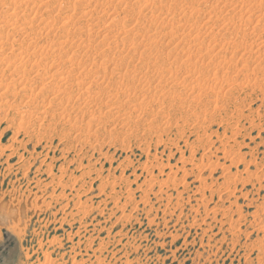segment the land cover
Listing matches in <instances>:
<instances>
[{
    "label": "rangeland",
    "instance_id": "obj_1",
    "mask_svg": "<svg viewBox=\"0 0 264 264\" xmlns=\"http://www.w3.org/2000/svg\"><path fill=\"white\" fill-rule=\"evenodd\" d=\"M263 4L0 0V264H264Z\"/></svg>",
    "mask_w": 264,
    "mask_h": 264
},
{
    "label": "bare ground",
    "instance_id": "obj_2",
    "mask_svg": "<svg viewBox=\"0 0 264 264\" xmlns=\"http://www.w3.org/2000/svg\"><path fill=\"white\" fill-rule=\"evenodd\" d=\"M128 2H129V1H128ZM150 2H151V1H150ZM240 2H241V1H240ZM119 3H120V2H119ZM151 3H152V4H151V6H152L151 8H149L147 5H146V6H147L149 9L154 10V9H155V5L153 4V2H151ZM196 3H197V2H196ZM113 4H114V3H113ZM125 4H126V3H125ZM138 4L140 5V3H138ZM189 5H191V4L189 3ZM251 5H252V4H251ZM260 5H261V4H260ZM263 5H264V4H263ZM142 6H145V5L143 4ZM134 7H135V6H134ZM140 7H141V6H140ZM140 7L138 6V8H140ZM147 7H146V8H147ZM126 8H127V6H126ZM131 8H133V7H131ZM136 8H137V6H136ZM136 8H135V9H136ZM142 8H143V7H142ZM142 8H141V9H142ZM145 10H146V9H143L142 11H145ZM138 11H139V10H138ZM220 11H221V10H220ZM135 12H137V11H135ZM151 12H153V11H151ZM130 13H131V12H130ZM137 13H138V12H137ZM137 13H136V14H137ZM139 13L141 14V12H139ZM139 13H138V17H140V18H142V17H146V16L143 14V12H142L143 16L140 15ZM144 13H145V12H144ZM146 15H147V14H146ZM152 15H153V17H156V16H154V15H155L154 12H153ZM106 16H107V15H106ZM157 16H158V15H157ZM124 17H125V16H124ZM150 17H152V16H150ZM112 19H113V18H112ZM144 19H146V18H144ZM144 19H143V20H144ZM150 19H151V18H150ZM153 19H154V18H153ZM158 19H159V20H157V21H159V22H163V21L161 20V18H158ZM160 20H161V21H160ZM139 21H140V20H139ZM150 21H151V20H150ZM150 21H149V22H150ZM137 22H138V21H137ZM144 22H145V21H144ZM146 22H147V21H146ZM131 23H132V22H131ZM138 23H139V22H138ZM141 23H143V22H141ZM141 23H140V24H141ZM136 24H137V23H135V27H136V28H139L140 26L137 27ZM144 24H146V23H144ZM115 25H116V24H115ZM119 25H120V24H119ZM111 26H112V25H111ZM127 26H128V25H127ZM156 27H157V26H156ZM120 28H121V27L119 26V29H120ZM136 28H135V29H136ZM140 28H141V27H140ZM143 28H144V27H143ZM254 29H255V28H254ZM142 30H143V29H141L140 32H142ZM170 30H171V29H170ZM251 30L253 31L252 28H251ZM106 31H107V30H106ZM149 31H151V30H148V32H149ZM153 31H154V30H153ZM243 31H244V30H243ZM143 32H147V31L144 30ZM143 32H142V33H143ZM123 33H124V32H123ZM125 33H126V34L120 39V41H122V42L125 41L126 38L129 36V34L132 33V32H131V30H128V31L126 30ZM142 33H141V34H142ZM169 33H170V32H169ZM169 33H168V34H169ZM132 34H134V33H132ZM147 34H148V33H147ZM164 34H165V33H164ZM130 35H131V34H130ZM142 35H143V34H142ZM150 35H151V34H149V36H150ZM257 35H258V34H257ZM143 36H144V35H143ZM146 36H147V35H146ZM149 36H148L147 38H149ZM152 36H153V35H152ZM101 37H102V36H101ZM103 37H104V36H103ZM117 37H118V36H117ZM139 37H140V36H139ZM213 37H214V36H213ZM106 38H107V37H106ZM106 38H105V39H106ZM128 38H129V37H128ZM142 38H143V37H142ZM151 38H153V37H151ZM151 38H149V39H151ZM219 38H220V37H219ZM185 39H187V37H185ZM185 39H184V40H185ZM195 39L197 40V38H195ZM127 40H128V39H127ZM144 40H145V38H143V41H144ZM153 40H154V39H152V41H153ZM157 40H158V39H157ZM167 40H168V39H167ZM180 40H181V39H180ZM184 40H183V41H184ZM106 41H107V40H106ZM131 41H132V39H131ZM152 41H151V42H152ZM185 41H186V40H185ZM200 41H201V40H200ZM144 42H145V41H144ZM148 42H149V41H148ZM151 42H150L149 44H151ZM158 42H159V41H158ZM158 42H157V43H158ZM174 42H175V41H174ZM168 43H169V42H168ZM133 44H134V42H133ZM149 44L147 43V44H145V45L150 46ZM169 44H170V43H169ZM195 44H196V43H195ZM114 45H115V44H114ZM200 45H201V44H200ZM213 45H214V44H213ZM116 46H117V45H116ZM140 46H141V45H140ZM174 46H175V45H174ZM197 47H200V46H197ZM103 48H104V47H103ZM131 48H132V47H131ZM134 48H135V47H134ZM140 48H141V47H140ZM143 48H144V47H143ZM190 48H191V47H190ZM63 49H64V48H63ZM120 49H121V48H120ZM157 49H158V48H157ZM208 50H209V49H208ZM145 51H146V50H145ZM154 51H156V50H154ZM198 51H199V50H198ZM60 52H61V51H60ZM102 52H103V51H102ZM133 52H134V51H133ZM133 52H130V53H133ZM140 52H141V50H140ZM140 52H139V53H140ZM211 52H212V51H211ZM253 53H254V52H253ZM258 53H259V52H258ZM116 54H117V53H116ZM190 54H191V53H190ZM218 54H220V53H218ZM222 54H223V52H222ZM104 55H105V53H104ZM130 55H131V54H130ZM223 55H224V54H223ZM113 56H114V55H113ZM117 56H119V54H118ZM117 56H116V57H117ZM122 56H123V55H122ZM128 56H129V55H128ZM137 56H139V55L137 54ZM186 56H187V55H186ZM211 56H212V55H211ZM262 56H263V55H262ZM101 57H102V56H101ZM154 57H156V56H154ZM154 57H153V59H154ZM187 57H188V56H187ZM197 57H198V56H197ZM256 57H257V56H256ZM119 58H120V57H119ZM119 58H118V59H119ZM123 58H124V57H123ZM136 58H137V57H136ZM141 58H142V57H141ZM141 58H140V59H141ZM219 58H221V57H219ZM120 59H121V58H120ZM120 59H119V60H120ZM124 59H125V58H124ZM126 59H127V56H126ZM130 59H131V57H130ZM138 59H139V58H137V60H138ZM148 59H149V58H148ZM184 59H185V58H184ZM188 59H189V57H188ZM224 59H225V58H224ZM105 60H106V59H105ZM142 60H143V58H142ZM255 60H256V59H255ZM123 61H124V60H123ZM130 61H131V60H130ZM257 61H258V60H257ZM107 62H108V61H107ZM141 62H142V61H141ZM154 62H155V61H154ZM187 62H188V61H187ZM223 62H224V61H223ZM108 63H109V62H108ZM119 63H120V61H119ZM122 63H123V62H122ZM142 63H144V62H142ZM195 63H196V62H195ZM207 63H208V62H207ZM103 64H104V63H103ZM115 64H116V63H115ZM124 65H125V64H124ZM203 65H204V64H203ZM133 66H134V65H133ZM135 66H136V65H135ZM186 66H187V65H186ZM195 66H197V65H195ZM211 66H212V65H211ZM211 66H210V67H211ZM215 67H216V66H215ZM134 68H136V67H134ZM193 68H195V67H193ZM217 68H218V67H217ZM102 69H103V68H102ZM168 69H169V68H168ZM55 70H56V69H55ZM55 70H54V72H55ZM104 70H105V69H104ZM157 70H158V69H157ZM189 70H190V69H189ZM207 70L209 71L210 69L207 68ZM56 71H57V70H56ZM132 71H133V70H132ZM191 71H192V70H191ZM157 72H158V71H157ZM202 72H203V71H202ZM110 74H111V73H110ZM121 74H122V73H121ZM161 74H162V73H161ZM111 75H112V74H111ZM142 75H143V74H142ZM101 76H102V75H101ZM127 76H128V75H127ZM133 76H134V75H133ZM197 76H198V75H197ZM197 76H196V77H197ZM206 76H207V75H206ZM213 76H214V75H213ZM213 76H212V77H213ZM64 77H65V76H64ZM136 77H137V76H136ZM184 77H186V75H185ZM207 77H208V76H207ZM51 78H52V77H51ZM119 78H120V76H119ZM119 78H118V79H119ZM125 78H126V77H125ZM151 78H152V77H151ZM169 78H170V77H169ZM186 78H188V77H186ZM190 78H191V77H190ZM118 79H117V80H118ZM202 79H203V78H202ZM120 80H121V79H120ZM126 80H127V79H126ZM145 80H146V79H145ZM151 80H155V79H151ZM156 80H157V79H156ZM158 80H159V79H158ZM158 80H157V81H158ZM188 80H189V79H188ZM194 80H195V79H194ZM105 81H106V80H105ZM124 81H125V80L123 79V82H124ZM159 81H160V83H161V79H160ZM165 81H166V80H165ZM191 81H192V80H191ZM106 82H107V81H106ZM196 82H197V81H196ZM101 83H102V82H101ZM124 83L126 84L127 82H124ZM157 83H158V82H157ZM162 83H163V82H162ZM197 83H198V82H197ZM120 84H122V83H120ZM136 84H137V83H136ZM158 84H159V83H158ZM201 84H202V83H201ZM209 84H210V83H209ZM118 85H119V83H118ZM126 85H127V84H126ZM128 85H129V84H128ZM165 85H166V84H165ZM180 85H181V84H180ZM121 86H122V85H120V87H121ZM194 86H195V85H194ZM196 86H197V85H196ZM45 87H46V86H45ZM101 87H102V86H101ZM127 87H128V86H127ZM46 88H48V87H46ZM114 88H117V87L115 86ZM114 88H113V89H114ZM180 88H181V87H180ZM192 88H193V87H192ZM220 88H221V87H220ZM120 89H122V88H120ZM156 89H157V88H156ZM107 90H108V89H107ZM126 90L128 91V89H126ZM208 90H209V89H208ZM208 90H207V91H208ZM102 91L105 92V90H102ZM108 91H109V90H108ZM111 91H113V90H111ZM116 91H117V89H116ZM118 91H119V88H118ZM118 91H117V92H118ZM140 91H142V90H140ZM154 91H155V90H154ZM168 91H169V90H168ZM212 91H213V90H212ZM44 92H45V91H44ZM104 92H103V93H104ZM47 93H49V92H47ZM103 93H102V94H103ZM169 93H170V92H169ZM104 94H105V93H104ZM104 94H103V95H104ZM112 94H113V93H112ZM126 94H127V93H126ZM141 94H143V93H141ZM202 94H203V93H202ZM202 94H201V95H202ZM54 95H55V94H54ZM105 95H106V94H105ZM108 95H109V94H108ZM135 95H136V94H135ZM201 95H200V96H201ZM122 96H123V95H122ZM132 96H133V95H132ZM144 97H146V96H144ZM197 97H199V96H197ZM142 98H143V97H142ZM145 99H146V98H145ZM183 99H184V98H183ZM193 99H194V98H193ZM148 100H149V99H148ZM150 100H151V99H150ZM144 101H146V100H144ZM144 101H143V102H144ZM152 101H153V100H152ZM182 101H183V100H182ZM140 103H141V102H140ZM139 105H140V104H139ZM133 106H134V105H133ZM111 108H112V107H111ZM136 108H137V107H136ZM104 109L107 110L106 108H104ZM103 113H104V112H103ZM103 113H102V114H103ZM109 114H111V112H110ZM135 116H136V115H135ZM127 121H128V120H127ZM134 122H135V121H134ZM122 123H123V122H122ZM122 123H121V124H122ZM195 123H196V122H195ZM111 127H112V126H111ZM229 139H230V138H229ZM148 186H149V185H148ZM227 189H228V188H227Z\"/></svg>",
    "mask_w": 264,
    "mask_h": 264
}]
</instances>
